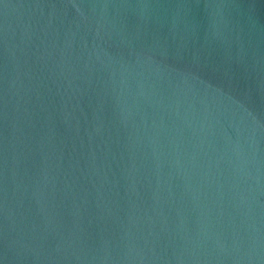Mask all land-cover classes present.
<instances>
[{
	"label": "water",
	"instance_id": "obj_1",
	"mask_svg": "<svg viewBox=\"0 0 264 264\" xmlns=\"http://www.w3.org/2000/svg\"><path fill=\"white\" fill-rule=\"evenodd\" d=\"M0 264H264V0H0Z\"/></svg>",
	"mask_w": 264,
	"mask_h": 264
}]
</instances>
